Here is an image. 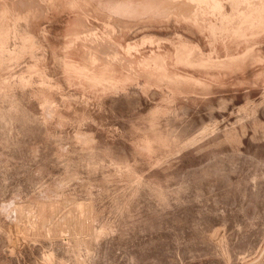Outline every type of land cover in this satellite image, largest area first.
Wrapping results in <instances>:
<instances>
[{
	"label": "rangeland",
	"instance_id": "1",
	"mask_svg": "<svg viewBox=\"0 0 264 264\" xmlns=\"http://www.w3.org/2000/svg\"><path fill=\"white\" fill-rule=\"evenodd\" d=\"M0 264H264V0H0Z\"/></svg>",
	"mask_w": 264,
	"mask_h": 264
},
{
	"label": "bare ground",
	"instance_id": "2",
	"mask_svg": "<svg viewBox=\"0 0 264 264\" xmlns=\"http://www.w3.org/2000/svg\"><path fill=\"white\" fill-rule=\"evenodd\" d=\"M194 1H196V0H194ZM228 3V2H227ZM230 3H232V2H230ZM216 5H218V4H216ZM231 5V4H230ZM235 10H237V9H235ZM233 15V14H232ZM207 26V25H206ZM219 28H220V26H219ZM218 28V29H219ZM223 28V27H222ZM207 34V33H206ZM208 35V34H207ZM222 36V35H221ZM208 37V36H207ZM184 39V38H183ZM210 39H212V38H210ZM227 43V42H226ZM189 44H190V42H189ZM244 52V51H243ZM218 53V52H217ZM239 53V52H238ZM242 54V53H241ZM229 55V54H228ZM238 55V54H237ZM231 56V55H230ZM214 58V57H213ZM211 59V58H210Z\"/></svg>",
	"mask_w": 264,
	"mask_h": 264
}]
</instances>
